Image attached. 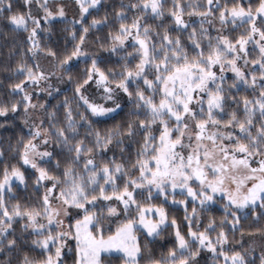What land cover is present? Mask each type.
<instances>
[{"label": "snow or ice", "instance_id": "obj_1", "mask_svg": "<svg viewBox=\"0 0 264 264\" xmlns=\"http://www.w3.org/2000/svg\"><path fill=\"white\" fill-rule=\"evenodd\" d=\"M0 264H264V0H0Z\"/></svg>", "mask_w": 264, "mask_h": 264}]
</instances>
